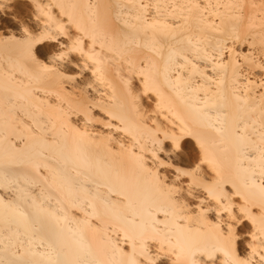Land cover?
I'll return each instance as SVG.
<instances>
[{"label":"bare ground","instance_id":"6f19581e","mask_svg":"<svg viewBox=\"0 0 264 264\" xmlns=\"http://www.w3.org/2000/svg\"><path fill=\"white\" fill-rule=\"evenodd\" d=\"M59 24L84 55L45 71L24 29ZM165 134L204 145L197 184L153 157ZM262 205L264 0H0V264H187L213 246L215 264H261Z\"/></svg>","mask_w":264,"mask_h":264},{"label":"snow or ice","instance_id":"6c2138e0","mask_svg":"<svg viewBox=\"0 0 264 264\" xmlns=\"http://www.w3.org/2000/svg\"><path fill=\"white\" fill-rule=\"evenodd\" d=\"M78 30L83 31V29H80L79 26ZM25 33L27 34V40H26V50H27V57L32 62L37 64L39 67H41L45 71H49V64L45 63V60H48L49 62H56L59 63L60 61L66 60L72 53L79 52L81 55H84V41L81 37H76L75 39L72 38V34L68 31V29L63 25L59 24L57 26V29L55 32L52 31H42L39 34L32 35L28 32V29H24ZM67 36L69 38L70 43H65L61 45L59 43L60 39L62 37ZM52 41L51 45L48 46L45 50H41L40 48L36 49V52H33V47L38 44H42L44 42ZM37 53L40 57H44V59H39L37 56ZM90 58V57H89ZM164 139L167 141H170L168 144H163L162 142H155L157 147L153 151V157L157 160L160 164H165L166 167H173L172 164H166L164 161H159V158L157 156V152L163 153L165 148L169 149L170 154H175V157H179L180 159L177 160V163H180L184 160H187V166L186 167H176L175 168V176L176 180L179 181L181 178H189L191 180V183L193 185L198 183V177L200 175L201 167L203 164L211 163V161L207 160V153L204 150V145L201 144V150L203 153L202 157H193L192 150L184 143L181 142V138L179 136H176L174 134L169 135L165 134ZM199 161V162H197ZM208 195L210 197L216 198L212 186H209L207 189ZM262 208H264V205H262ZM226 212H231V207L224 209ZM241 214H246L247 210L244 207L240 208ZM248 219H253L251 216H247ZM231 220L236 221V217L232 216ZM262 220H264V212H262ZM238 222V221H237ZM262 231H264V227H262ZM223 240V245L230 246L234 235L231 230V226L229 227V231L227 236H224L223 233L220 234ZM255 239V236L253 237ZM196 251H200L202 256H207L208 259L204 260L202 264H215L213 260L214 253L223 251L224 254L227 256L228 251L223 246H213L211 248H204V249H198ZM196 251H192L189 253V260L187 261V264H200L195 259ZM141 255H144L143 251L141 252ZM130 264H141L138 260H131ZM143 264H154V262L147 257H145V260ZM231 264H248L247 261H241V260H235L232 261ZM261 264H264V256L261 257Z\"/></svg>","mask_w":264,"mask_h":264}]
</instances>
